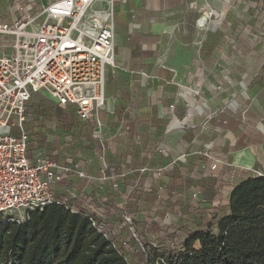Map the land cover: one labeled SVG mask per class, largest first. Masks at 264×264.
Listing matches in <instances>:
<instances>
[{
	"label": "built area",
	"instance_id": "obj_1",
	"mask_svg": "<svg viewBox=\"0 0 264 264\" xmlns=\"http://www.w3.org/2000/svg\"><path fill=\"white\" fill-rule=\"evenodd\" d=\"M115 1L46 0L45 3L44 0H28L25 6L15 4L21 15L14 17L11 14L8 21H0V223L20 226L29 220L33 212H41L51 205L64 206L62 201L56 198L52 187L60 185L68 176H75L95 186L90 202L83 204L85 212L81 217L109 241L114 249L117 248L111 234L102 226L106 207L102 189L103 185L108 184L118 191L120 188L116 177L125 176L127 171L115 176L109 173L117 164L109 157L107 141L132 134V141L143 153L149 152L150 155L151 149L149 150L147 145L143 148L140 142L141 137L150 132L151 125L146 122L133 131L129 119L131 103L123 102L114 132L106 137L108 125L103 120L102 113L106 111L107 106L108 70H111L112 74L117 69L127 71L115 65ZM12 5L13 0L9 11ZM188 8L197 14L193 28L198 36L215 34L223 26L232 34L229 25L225 23L230 6L217 9L207 0H189ZM140 75L150 81L159 80L142 72ZM165 84L168 85L169 82ZM35 93L47 96L55 106L72 112L78 121L91 126V136L97 144L99 160L96 175L88 173L82 162L76 159L60 164L46 156H29L30 140L23 125L27 102ZM157 93H151L152 105H156L159 100ZM180 97L190 105L186 91H183ZM175 107V102L166 106L170 121L162 133L163 136L174 129L189 126L190 116L179 120L174 115ZM231 107L237 115L239 127L249 128V105L245 103L240 106L234 102ZM221 113H224V110ZM12 119L14 122L10 123ZM13 123L19 130L18 136L12 134ZM71 138L70 134L67 148L71 147ZM48 139L49 136L45 135L41 136L40 141L48 143ZM82 145L89 146L90 142L84 140ZM157 151L161 152L159 149ZM202 156L210 163L202 164L201 169L212 178H218L220 171L228 166L223 153L214 155L206 151ZM81 157L82 155H79V158ZM188 157L189 154L182 153L167 164L141 167L138 169L139 176H149L164 183L167 172L176 165L186 164ZM131 159L132 155L127 154L124 162L128 163ZM257 174L263 176L260 172ZM164 184L155 188L157 209H161L164 204ZM131 187L136 189L138 181ZM145 188L147 191L148 186ZM187 191L183 183L177 193L178 200L185 201ZM67 193L68 198H76L68 189ZM201 201V194L197 189L188 193L191 206H196ZM70 212L75 215L79 213L73 208ZM181 217L182 214L179 213H166L162 223L170 224ZM122 219L130 237L135 239L144 251L132 217L124 213ZM154 220L157 222V218ZM124 260L127 261L126 256ZM8 264L15 262L10 261Z\"/></svg>",
	"mask_w": 264,
	"mask_h": 264
},
{
	"label": "rangeland",
	"instance_id": "obj_2",
	"mask_svg": "<svg viewBox=\"0 0 264 264\" xmlns=\"http://www.w3.org/2000/svg\"><path fill=\"white\" fill-rule=\"evenodd\" d=\"M11 2L12 0L0 1V21H8L11 14L14 17L21 15V11L16 7L17 4L15 0H13L11 11L8 10L11 6ZM2 16H6L7 19H2ZM185 30L187 33L184 34L182 32L183 30H181V40L177 41L175 45L171 47L176 49L177 56L179 57L177 62L180 65V69L186 71L193 70L194 72L195 70H201L206 67L207 72L209 73H207V77L200 74L201 72L197 75L193 74L190 76L186 72L178 75L176 79L179 85L165 89L166 92L169 91L168 94L173 96V98L165 103V107L166 105H169V101H174L176 103L174 115L179 120H182L186 116H190L189 126H186L183 129H174L167 135L163 136L162 133L168 126L170 116L166 109L162 108L165 113H161V116L163 117L158 120L156 125V128L160 130L156 139L150 138L147 134L141 137V146L145 148L146 145H149V150L152 148L150 150V155L145 154V156L141 150L138 155H135L136 150L134 146L135 144L133 145L131 139L132 134L125 138H116L113 140L108 139L107 141L109 157L118 165L111 172L114 176L122 171H132L144 166L157 167L164 165L182 153H189V162L187 163L185 170L183 171L182 169L181 171V182L178 183V181L174 180V177L171 174L172 169L169 170L165 176V184L162 181H155L149 176H145L144 181V185H148V188L157 189L161 184H164L167 187L163 193L165 200L160 210L164 209L165 212L170 215L176 212L182 214L180 219L182 220L181 227L178 229L179 232H177L178 238L180 236L182 238L187 236L190 230H193L198 226L209 227L210 230H215V222L211 219L214 217V210H221L223 208V196L225 195V192H227V188L231 183L230 173L226 172L222 174V171H220L218 178H208L214 180L213 188L206 192H201L202 201L193 210L191 205L190 207L188 205L186 206L187 195L185 194V201H181L178 200L177 193L183 183L186 185V190L189 187L197 189L206 184L205 180L207 179L205 176H209L210 174L205 172V170H202L205 177L202 178L198 169H200L201 164L208 165L209 161L197 152L200 150V143L203 142V140H212L207 144V146L211 147L216 143H219L216 139H219L221 136L220 133L223 132L217 123L213 124L212 122H209L210 118H213V120L220 119V116L222 115L225 116V120L228 123L236 121L237 115L234 113L231 104L234 102L239 104L240 102L237 100L239 92H244L248 87L258 82L257 76L245 71L246 67L244 68V66L245 64H249V62H244L245 58L242 56L240 57L234 53H230L232 45L228 44L227 46H224V44H216V39L213 38H217L220 34L226 36L224 34L225 31H218L215 34H208V36L200 37L196 35L190 27L185 28ZM210 41L212 43H209ZM222 48H224V52H221ZM215 55H217V57L222 55L224 60L220 59V57H218L219 59H214V57H216ZM204 64L205 66H203ZM138 76L139 75L130 76L128 73L120 69L115 70V75L112 74L111 70H108L107 74V79L109 78V81L106 86V96L112 93L117 95L115 111L121 112L123 108L122 102H127V99H125L127 97L131 98V101L129 102L131 103L132 110L130 111L129 119L133 126V131L139 126H142L147 116H149L152 107L150 100L152 92L149 89L154 90L153 88L156 87V84L154 83H150L149 85H147V83H141L142 86H140V76ZM183 91H186L190 105L180 97V94H182ZM148 93L149 96H147ZM40 96L45 98L48 110L44 112V114H39L35 109L27 111V116L25 117V123L23 125V129L30 140V150L28 154L30 156H46L51 160L56 159L60 164H64L71 159H76L82 162L85 170H88L93 174L96 173L98 168L96 161L98 160L97 150L91 145L83 146V141L87 139L79 137L82 135L84 128L89 124L81 123L72 112L66 111L67 120L71 122L72 127L69 134H65L62 123L53 114L55 104H53L47 96L43 94H40ZM161 101L162 100L159 99L154 106L158 108L157 105L160 104ZM159 109H161V107H159ZM222 110H224V113H221ZM102 117L108 125L106 129V137H109L114 132L118 115L104 112L102 113ZM55 119L56 121H54ZM50 121H53V126L49 124ZM12 122H14L13 119L10 123ZM228 132L231 134V129H229ZM12 134L14 136L19 135V130L15 123L12 125ZM70 134L75 136V140L71 143V147L67 148V139ZM45 135L49 136L48 143L40 141L41 136ZM158 149L161 150V152H158ZM127 154H131L132 159L130 162L125 163L124 159ZM79 155H82V157L79 158ZM122 183L123 184H119L121 187L118 191L114 190L113 187L108 184L103 185L102 189L103 194L108 198L117 197L119 205L124 201L122 200V197L125 196L124 192H128L131 199L138 197L139 193V191L136 192L131 189V186L135 183L134 178H129L126 182L123 181ZM94 187V185L83 182L75 176H68L60 185L53 186L52 191L58 198L61 197L66 199L69 197V194L67 193L68 189L73 196L83 198V202H90L91 192ZM120 192H122L121 197L118 196L121 194ZM132 192H134V194ZM143 194L144 192L141 193V195ZM141 199L144 200V196ZM152 203L153 199L148 205L150 206ZM149 206L140 209H134L132 207H127L125 209L127 213H131L135 217V223L137 224L138 229L141 227V222L146 219L149 214ZM196 211L199 213H197V217L194 218ZM199 214L201 215L200 217ZM158 264L163 263L159 260Z\"/></svg>",
	"mask_w": 264,
	"mask_h": 264
},
{
	"label": "trees",
	"instance_id": "obj_3",
	"mask_svg": "<svg viewBox=\"0 0 264 264\" xmlns=\"http://www.w3.org/2000/svg\"><path fill=\"white\" fill-rule=\"evenodd\" d=\"M15 2L21 6L27 4V0ZM2 19L7 18L2 16ZM32 109L37 110L39 114H44L48 110L45 98L38 93L33 94L27 102L26 116L27 111ZM53 114L62 123L64 133L69 134L72 125L67 120L66 110L55 106ZM114 114L119 117L120 111H115ZM149 116L153 123L149 137L156 139L160 130L156 128L154 107H151ZM225 119L222 115L220 119L218 118L219 127L227 124ZM214 120L212 118L209 122ZM49 124L54 125L53 121ZM79 137L89 140L90 145L97 150V144L91 136V126L84 128ZM74 140L75 136L72 135L71 141ZM134 146L135 155H138L141 149L137 144ZM147 146L149 149V145ZM145 154L149 155V152ZM96 161L99 166V160ZM187 163L170 169L178 183L181 182V171L185 170ZM117 166L110 169L109 173L111 174ZM138 169L128 170L125 176L116 177L118 186L129 178H134V182L138 181V187L134 189L136 192L139 191L138 197L131 199L129 193L124 192L125 196L122 197L124 201L119 205L117 197L108 198L104 195L106 207L102 226L111 234L116 249L81 217L85 212L83 204L88 202H83V198L64 199L56 195L66 208L60 205L48 206L41 212H33L29 220L20 226L0 223V264H8L10 261H14L15 264H156L159 260L163 264H264V177H250L231 187L228 200L222 202L223 208L214 210L215 214L211 219L215 222L214 231L209 227L198 226L190 230L187 236L178 238L181 218L170 224L162 223L167 212L164 209H157L156 189L149 188L145 191V176H139ZM198 170L202 178L207 179L204 186L197 188L201 194L202 191L206 192L213 188L214 180L208 179L211 178L210 175L204 177L201 167ZM166 188L165 186L164 191ZM191 190L193 189L189 187L186 192L185 204L189 207L188 193ZM120 193L119 197L122 196V192ZM143 196L144 200L141 199ZM163 198L165 200L164 194ZM152 199L153 203L149 206ZM147 206L149 214L138 229L135 217L125 209L127 207L140 209ZM196 206H192V210ZM72 208L79 212L78 215L70 212ZM124 213L132 217L144 251L141 250L139 243L130 237L122 219ZM197 213L199 212L196 211L194 218L197 217ZM197 243L199 248L195 247ZM123 256L127 257V261Z\"/></svg>",
	"mask_w": 264,
	"mask_h": 264
},
{
	"label": "crops",
	"instance_id": "obj_4",
	"mask_svg": "<svg viewBox=\"0 0 264 264\" xmlns=\"http://www.w3.org/2000/svg\"><path fill=\"white\" fill-rule=\"evenodd\" d=\"M44 1L46 3V0ZM207 1L217 9L230 6L225 23L229 25L232 34L223 26L218 31H225L226 36L220 34L217 38H213L216 39V44L232 45L230 53L244 57V62H249L244 66V68L246 67L245 71L258 77L257 83L248 87L244 92L240 91L237 97L239 105L241 103V105L245 103L249 105L247 118L250 120L251 126L241 129L237 121L227 122L226 125L220 127L224 134L220 133L221 136L219 135V139H216L219 143L211 147L207 144L212 140H203L200 143L201 148L197 152L200 155L206 151H210L214 155L224 154L228 166H225L221 173L231 174V183L223 196L222 202L225 203L234 184L250 177L259 176L257 172L262 173V177H264V0ZM188 2L189 0H116L113 3L115 65L127 70L126 73L130 76L139 75L140 86H142L141 83L156 84L154 90H149L157 91L159 99L162 100L157 105L158 108L151 103L156 111L157 123L163 117L161 113H165L162 109H166L165 103L173 98L165 89L179 85L176 79L178 75L186 72L190 76L201 72L200 74L207 77V73H209L206 67L194 72L193 70L180 69L176 49L171 48L181 40V30L184 34L187 33L185 30L187 27L194 31L193 21L197 14L188 8ZM215 56L214 59L220 57L224 60L222 55ZM131 72L133 73L131 74ZM141 72L157 77L159 80H147L140 75ZM165 82H169V84L167 85ZM116 96L113 93L107 96L105 112L115 113ZM125 99L131 101V98ZM172 102L174 101H169V104ZM146 122L151 125V130L147 134L149 135L153 128L150 116H147L144 124ZM212 123L219 125L218 119ZM229 129H231V134L228 132ZM87 172L93 174L88 170ZM146 186L148 185L144 187ZM195 247L199 248V244L197 243Z\"/></svg>",
	"mask_w": 264,
	"mask_h": 264
}]
</instances>
